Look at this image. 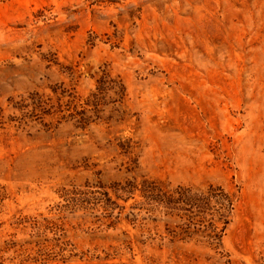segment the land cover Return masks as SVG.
<instances>
[{
	"label": "rangeland",
	"instance_id": "1",
	"mask_svg": "<svg viewBox=\"0 0 264 264\" xmlns=\"http://www.w3.org/2000/svg\"><path fill=\"white\" fill-rule=\"evenodd\" d=\"M0 264H264V0H0Z\"/></svg>",
	"mask_w": 264,
	"mask_h": 264
},
{
	"label": "trees",
	"instance_id": "2",
	"mask_svg": "<svg viewBox=\"0 0 264 264\" xmlns=\"http://www.w3.org/2000/svg\"><path fill=\"white\" fill-rule=\"evenodd\" d=\"M214 193V191H212ZM212 193H208L205 197L201 198L200 196H184L182 194L176 195L175 193H161L156 192L155 190L150 191V196H152V200L156 204H160L165 206L168 209H177L179 202H186V205L190 206L194 210H198L199 212L201 210L209 211L213 210L215 212L216 220L219 221L223 217L224 211H232V202L231 199L225 194H222V192L219 193L217 196H213ZM214 201V203L217 206V209L214 210V206H212L211 201ZM209 206H211L210 209ZM227 225V222L224 223L223 227L220 230V233H222L225 229V226Z\"/></svg>",
	"mask_w": 264,
	"mask_h": 264
}]
</instances>
